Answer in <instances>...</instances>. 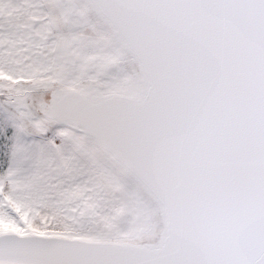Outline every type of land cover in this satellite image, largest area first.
Listing matches in <instances>:
<instances>
[{
	"label": "snow or ice",
	"instance_id": "1",
	"mask_svg": "<svg viewBox=\"0 0 264 264\" xmlns=\"http://www.w3.org/2000/svg\"><path fill=\"white\" fill-rule=\"evenodd\" d=\"M0 264H264V0H0Z\"/></svg>",
	"mask_w": 264,
	"mask_h": 264
}]
</instances>
